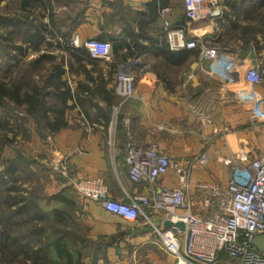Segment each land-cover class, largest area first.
Masks as SVG:
<instances>
[{"label": "crops", "instance_id": "0c3cea01", "mask_svg": "<svg viewBox=\"0 0 264 264\" xmlns=\"http://www.w3.org/2000/svg\"><path fill=\"white\" fill-rule=\"evenodd\" d=\"M163 9L166 20L184 27L188 39L202 38L211 46L241 51L243 63L235 81L221 83L211 77L209 64L200 61L197 50L171 53L160 15ZM262 9L264 0H211L208 16L193 22L186 16L184 0H0V18L19 17L27 22L26 28H35L41 40L32 45L13 36V45L28 53L20 56V62L31 60L35 53L50 55L53 59L44 62V71L60 67L61 75L54 81L69 94L65 108L52 96L51 104L64 108L66 126L45 138L37 134L41 146L36 153L44 148L53 163L67 161L77 177L104 179L113 198L126 200L127 195H147L149 190L148 184H136L129 177L124 147L129 139L156 145L161 154L186 168L204 152L208 162L191 166L189 194L199 206L205 196L200 183L224 185L229 180L231 169L225 160L264 154V123L253 125L250 108L233 97L235 90L244 87L249 66L264 71ZM11 32L9 26L0 27V33ZM76 37L110 42L111 61L86 59L82 48L70 52L65 42ZM12 53L15 57L14 49ZM124 70L134 75L136 89L135 98L126 103L115 92L117 75ZM50 91L56 92L53 87ZM257 91L264 96V84ZM119 104L120 117L113 127L112 108ZM221 132L233 144L231 148L216 139ZM111 134L116 135L113 143ZM161 185L180 188L173 171ZM82 210L93 240L116 238L107 251L109 264H175L142 220L127 224L92 201L84 200ZM163 219L160 213L153 215L158 226L164 227Z\"/></svg>", "mask_w": 264, "mask_h": 264}, {"label": "built area", "instance_id": "2783aa9c", "mask_svg": "<svg viewBox=\"0 0 264 264\" xmlns=\"http://www.w3.org/2000/svg\"><path fill=\"white\" fill-rule=\"evenodd\" d=\"M210 1L184 0L187 18L197 22L207 17ZM166 13V9L160 11L171 51L197 50L200 61L209 64L207 73L211 77L221 83L235 81L243 63L241 51L229 52L209 45L202 38L188 39L185 28L172 25L166 20ZM68 47L82 48L94 60L111 61L113 56L112 44L107 41H82L76 37L68 42ZM38 55L35 53L30 59ZM244 83V87L234 91V100L250 108L256 123H264V96L257 91V87L264 84V71L257 65L249 66ZM115 92L123 103L135 98V77L130 71L124 70L117 75ZM121 106L112 108L113 127ZM112 139L113 134L109 137L110 143H113ZM125 160L130 179L136 184H148L147 195H127L126 200H117L110 195L104 179L77 177L67 161H63L60 170L67 185L83 200L96 203L127 224L142 220L149 225L165 251L175 258V264H264V253L241 238L243 233L264 235V154L254 158L246 154L225 160L224 164L231 169L229 180L224 185L200 183L198 187L205 196L199 206L189 194L191 166L206 164V154L197 156L186 168L177 159L161 154L156 145H141L129 139L125 146ZM169 171L178 177L180 188L158 187ZM155 213L162 214L164 222H183L185 230L156 225Z\"/></svg>", "mask_w": 264, "mask_h": 264}, {"label": "trees", "instance_id": "16d2710c", "mask_svg": "<svg viewBox=\"0 0 264 264\" xmlns=\"http://www.w3.org/2000/svg\"><path fill=\"white\" fill-rule=\"evenodd\" d=\"M5 26L11 27L12 32L7 35L0 33V72L2 75L0 78V127L3 126L2 129L6 131H12L13 127L10 125L12 122L14 123V120H17L16 123H22L25 119L32 118L39 126L41 137L46 136L44 132L52 135L66 126L64 108L69 94L67 91H61L62 85L54 81L55 76L60 77L62 70L60 67L54 68L55 75H53L54 69H48L44 84L36 85L31 74L27 76L26 73H22V69L40 71L44 69V62L51 61L53 57L39 54L34 59L20 62V56L25 58L28 53L13 45V36L15 35L18 41L22 40L32 45L38 44L41 40L36 37L35 28L32 26L26 28L27 22L21 21L19 17L12 20L0 18V27ZM65 47L72 53L82 50L70 49L67 42H65ZM167 47L171 53H176L169 49L168 43ZM13 49L16 51L15 57L12 55ZM83 51L86 50L83 49ZM181 51L188 53L187 49ZM83 53L86 59L94 60L87 51ZM13 68H16L17 77L10 80L11 76L9 78L8 76ZM51 87L56 91L53 94L50 91ZM52 96L64 105L63 109H58L49 103ZM19 108H23L24 115L14 112ZM52 114L54 115L53 120ZM45 128L48 131H45ZM18 162L21 160H13L9 166L0 169V264L46 263L47 260H51L49 256L51 251L57 259H62L66 264H74L73 256L67 245L61 237H55V234L58 232L57 224L64 223L66 225L67 223V227L69 225L74 227L77 223L75 213L81 208L77 205V199L71 197V195L78 196L77 192L67 185L60 193L43 198L33 192L29 194V197L22 196L17 178L20 172L17 166ZM27 164L30 167L36 162L29 159L26 166H28ZM29 167L27 168L29 169ZM31 174L35 175V173ZM41 201H46V204H55L58 207L55 205L49 209L45 206L41 207ZM48 222L55 224L49 226ZM73 237L75 240L80 239L79 234H73ZM115 239L114 237H100L96 241L95 252L98 254L96 257L98 263L94 261V264H99L101 259H105L106 252L103 251L100 256V251L104 247L114 246ZM108 240L109 243L106 244L105 241ZM223 256L224 254L221 255V257ZM51 262L54 260L52 259ZM76 264H82L80 259Z\"/></svg>", "mask_w": 264, "mask_h": 264}, {"label": "rangeland", "instance_id": "374dc122", "mask_svg": "<svg viewBox=\"0 0 264 264\" xmlns=\"http://www.w3.org/2000/svg\"><path fill=\"white\" fill-rule=\"evenodd\" d=\"M262 13L260 14L261 17H264V9L261 10ZM259 16V14H258ZM259 16V17H260ZM242 23L246 22L245 19H242ZM244 29L241 28V30L238 31L240 34ZM228 30L223 31V35L227 36ZM263 33V32H262ZM242 34V33H241ZM264 34V33H263ZM262 34V35H263ZM230 40V38H228ZM228 40L226 41V44L229 43ZM224 41V42H225ZM231 41V40H230ZM224 44V43H223ZM224 46V45H223ZM22 73H26L27 76L31 74L30 76L33 77V80L35 81V84L42 86L44 84V80L47 77L46 75L48 74L44 70L45 68L40 70V71H35V70H28L27 68L22 69ZM30 71V72H29ZM44 71V73H43ZM16 68H13L10 75L11 79H14L16 76ZM2 77L1 72H0V78ZM7 78V79H8ZM51 103V102H49ZM14 112H17L20 115H24L23 108H19L14 110ZM113 117V116H112ZM120 117V112L118 113L117 120ZM17 120H14V123L10 126L13 127L12 131H6L2 129L3 126L0 127V169H4L5 167L9 166L10 162L13 160H21V162L17 163V166L19 168V174H18V186L20 187V193L22 196L29 197L30 193H34L40 196V198L47 197L49 195H54L58 194L61 192L62 187L67 186V182L64 179L62 172L60 170V167L63 162L60 163H53V159L49 156V153H45L44 148L43 151L37 152L40 150V144L37 143V134L39 135L40 129L39 126L33 128V123L35 122L34 119L29 118L25 119L24 122L22 123H16ZM253 125H257V123L253 120L252 121ZM46 136H50V134H47L44 132ZM40 136V135H39ZM45 136V137H46ZM44 137V138H45ZM218 141L224 144L225 147L231 148L233 144L230 142V140L225 139V134L223 132L217 133L215 136ZM116 139V135H113V142ZM215 140L209 141L211 144L215 143ZM252 142H255L254 139H252ZM206 147L205 149H207ZM46 151L48 152L49 150L46 148ZM206 154V153H202ZM207 155V154H206ZM29 159L34 160L36 162L35 165H30L32 171L30 172V167L29 165L26 166L27 160ZM24 162V163H23ZM29 167V169L27 168ZM31 173H35L33 176ZM51 174V175H50ZM70 187V186H68ZM72 188V187H71ZM76 193V192H75ZM77 199V205L81 208L79 211H76L75 216H76V221H77V226L74 225L68 226L67 223L64 225V223L57 224L58 226V232H56L55 237H61L63 239V242L68 247V250H70V253L73 256V263L76 264L78 259H80V262L82 264H94V261L97 262V253L95 252V247L97 246L96 241L93 240L90 237V228L87 227L86 224H84L85 220V215H83V210L82 206L84 203V200L78 196H73ZM41 207H47L48 209L55 205L51 203H47L46 201H41ZM56 206V205H55ZM58 207V206H56ZM50 221V220H49ZM49 226L54 225L55 223L53 222H48ZM70 224V223H69ZM68 231V232H67ZM80 236V239H76L73 237V234ZM105 243H109V240ZM109 248L104 247L103 250L100 251V256L103 253V251L106 252V257L103 259L104 264H109V261L107 259V251ZM49 256L51 257V260L53 259L54 262H51V260H47L46 263L42 264H66L65 261L62 259H57L55 254L51 251ZM98 256V258H100ZM102 260V259H101ZM100 260V262H101ZM98 263V262H97ZM95 263V264H97ZM100 264V263H99Z\"/></svg>", "mask_w": 264, "mask_h": 264}, {"label": "water", "instance_id": "95a60500", "mask_svg": "<svg viewBox=\"0 0 264 264\" xmlns=\"http://www.w3.org/2000/svg\"><path fill=\"white\" fill-rule=\"evenodd\" d=\"M164 228L165 229H178L179 231L185 230V224L183 222L174 223L171 220H167L164 222ZM241 238L244 241L249 242L256 250L259 252L264 253V235L259 236H249L246 233H243L241 235Z\"/></svg>", "mask_w": 264, "mask_h": 264}]
</instances>
